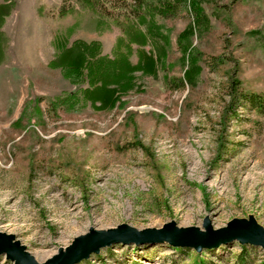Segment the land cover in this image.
Segmentation results:
<instances>
[{"label":"rangeland","instance_id":"1","mask_svg":"<svg viewBox=\"0 0 264 264\" xmlns=\"http://www.w3.org/2000/svg\"><path fill=\"white\" fill-rule=\"evenodd\" d=\"M4 2L11 12L1 27L8 39L0 64L1 233L44 263L90 228L174 221L203 230L206 218L219 229L249 215L264 227V113L235 95L264 96V0L204 1L203 23L188 40L202 68L191 85L177 36L195 15L185 3L169 18L157 16L169 49L164 65L155 75L136 72L135 87L108 110L81 98L85 80L49 62L75 39L98 40L113 57L121 29L108 21L100 31L70 33L77 19L57 17L61 0ZM36 98L42 113L29 103L12 127ZM177 249L118 244L78 264H193L195 255L235 264L241 251L237 242L200 254ZM252 256L262 260L264 251ZM0 264L14 263L0 256Z\"/></svg>","mask_w":264,"mask_h":264},{"label":"trees","instance_id":"2","mask_svg":"<svg viewBox=\"0 0 264 264\" xmlns=\"http://www.w3.org/2000/svg\"><path fill=\"white\" fill-rule=\"evenodd\" d=\"M61 0L56 8L58 18L67 16L76 17L71 26L70 33L81 27L87 31H100L108 27V21L119 27L122 36L116 40V54L113 57L102 54V46L98 40L85 42L75 39L70 45L60 49L49 65L62 70L63 75L71 80H85L87 86L80 90L81 98L96 109L108 110L119 105L120 100L127 90L135 87L134 74L155 75L159 64L163 66V59L168 56L167 36L163 32L156 17L169 18L173 16L180 5L188 3L195 15V22L179 33L177 40L180 49L188 52L187 69L183 74L184 82L193 84L196 74L202 68L197 64L196 56L191 54L190 41H188L203 23L204 11L202 4L205 0ZM11 6L6 2L0 4V64L5 60L8 48V39L1 30L4 19L10 14ZM38 13L43 16L47 13ZM184 41V42H183ZM137 62L130 60L134 54ZM239 100L248 102L249 106L258 113H264V96L259 94L236 93ZM74 94L68 99L71 100ZM41 98L25 101L24 111L20 118L12 123V127L21 125L25 117L26 106L32 103L36 114L42 113L40 108ZM58 100H61L58 99ZM241 251L235 257V264H264V258L257 261L253 256L256 247L240 245ZM183 251L182 249H177ZM193 264H206L200 256L195 255Z\"/></svg>","mask_w":264,"mask_h":264},{"label":"water","instance_id":"3","mask_svg":"<svg viewBox=\"0 0 264 264\" xmlns=\"http://www.w3.org/2000/svg\"><path fill=\"white\" fill-rule=\"evenodd\" d=\"M202 228L203 230L197 227L180 228L174 221L159 229L137 230L127 224H120L108 230L90 228L85 235L74 238L65 249L59 248L58 253L44 263L36 262L14 235L0 232V256L14 264H78L107 247L146 243L150 247L167 244L173 248L191 249L198 254L234 242L264 251V227L257 223L253 215L247 218H233L225 227L219 229H213L205 218Z\"/></svg>","mask_w":264,"mask_h":264},{"label":"bare ground","instance_id":"4","mask_svg":"<svg viewBox=\"0 0 264 264\" xmlns=\"http://www.w3.org/2000/svg\"><path fill=\"white\" fill-rule=\"evenodd\" d=\"M108 248V247H107Z\"/></svg>","mask_w":264,"mask_h":264}]
</instances>
